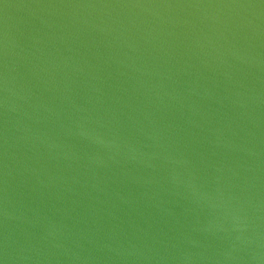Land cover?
<instances>
[{
  "label": "water",
  "instance_id": "95a60500",
  "mask_svg": "<svg viewBox=\"0 0 264 264\" xmlns=\"http://www.w3.org/2000/svg\"><path fill=\"white\" fill-rule=\"evenodd\" d=\"M0 264H264V0H0Z\"/></svg>",
  "mask_w": 264,
  "mask_h": 264
}]
</instances>
